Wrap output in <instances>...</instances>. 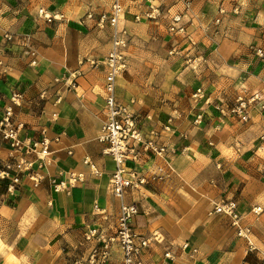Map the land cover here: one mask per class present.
Listing matches in <instances>:
<instances>
[{"label": "crops", "instance_id": "crops-1", "mask_svg": "<svg viewBox=\"0 0 264 264\" xmlns=\"http://www.w3.org/2000/svg\"><path fill=\"white\" fill-rule=\"evenodd\" d=\"M114 1L0 0V116L10 106L21 139L47 141L46 154L23 155L35 181L0 134V169L11 165L0 178V264H90L97 236L115 232V163L98 140L112 32L98 19ZM117 1L127 68L114 97L167 147L139 164L147 182L122 199L137 207L133 229L150 237L141 260L264 264V0ZM174 15L182 31H170ZM238 97L246 120L230 110ZM222 200L236 203L243 236L213 212ZM121 259L113 243L104 264Z\"/></svg>", "mask_w": 264, "mask_h": 264}, {"label": "built area", "instance_id": "built-area-1", "mask_svg": "<svg viewBox=\"0 0 264 264\" xmlns=\"http://www.w3.org/2000/svg\"><path fill=\"white\" fill-rule=\"evenodd\" d=\"M39 13L50 20V17L45 15L42 10ZM123 15V9L119 2L115 0L111 6L109 12H103L100 14L98 22L104 24L110 22L112 26L110 49L106 56L102 60V64L107 69V76L105 81V121L102 124L98 140L105 144L103 153L112 157L115 163V168L111 174L110 184L111 190L115 197L120 201L118 215L116 217L115 232L111 236L98 235L99 241L102 243L101 247H92L87 261L90 264H104L109 260L110 248L113 243L117 244L122 259L120 264H144L140 258V253L150 244V237L137 233L132 227V220L137 214V207L134 203H125L122 199L124 192L127 188H138L147 182V178L144 177L139 171V164L146 158H150L151 155L162 156L167 151V147L160 144L157 140L158 134L156 132H150L144 135L139 128L136 116L130 107L118 102L114 97L115 80L119 74H121L127 68L126 56L124 53L125 47V31L118 26L119 20ZM148 18L152 16L147 14ZM135 20H140L139 15H135ZM180 21L179 15L172 17V22L169 26L171 32L182 31L183 27L177 25ZM261 53L260 50H257ZM94 65H96L94 63ZM200 93L199 90L195 92V95ZM18 96L12 94L11 101L16 103ZM248 102L238 97L235 104L230 108L231 112L239 118L246 120ZM200 120V116H197L195 122ZM165 130H169L170 127L167 124L164 127ZM23 130V124L15 119L12 112V108L7 106L3 109L0 116V134L3 140H5L11 149L20 153L19 154V171H29L32 178L38 181L37 173L31 170V162L24 161L23 155L36 152L37 154L47 153V141L42 139L36 141L32 139H21L20 133ZM37 148H40L39 150ZM41 166V163H39ZM10 164H7L5 168L0 169V178L8 177ZM158 170L161 168L158 166ZM36 176V177H35ZM163 176L156 175L150 179H162ZM71 182L81 181L80 176H71ZM55 190H58L63 186V182L53 183ZM253 210L259 211V207L253 208ZM213 212L223 214L231 219L232 225L237 227V234L243 236L247 233V229L239 227L240 215L237 211V205L233 200H222L214 205ZM96 235V232H90L87 238ZM183 247H187L185 243ZM165 258H171L169 252L164 253Z\"/></svg>", "mask_w": 264, "mask_h": 264}]
</instances>
